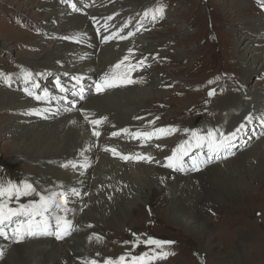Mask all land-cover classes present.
<instances>
[{"label": "bare ground", "instance_id": "obj_1", "mask_svg": "<svg viewBox=\"0 0 264 264\" xmlns=\"http://www.w3.org/2000/svg\"><path fill=\"white\" fill-rule=\"evenodd\" d=\"M91 1V9L86 17L71 15L68 20L62 22L61 16L53 13L54 9L50 11L53 14L52 19L60 21L62 30L59 32L60 36L50 40L42 55V59L55 70L56 76L49 81L59 76L63 70L80 74L89 73V79L94 86L84 97L78 110L60 113L59 109L55 108L50 111L46 103L42 102L45 100H36L27 93L18 96L16 91L0 93V138L5 140L3 148L8 146L11 149V156L8 159L11 160L13 168V173L4 178L20 183L25 181L20 175L24 174L31 179V182H28L33 184L39 193L47 195L50 191L65 192L69 210L66 216L72 221V231L62 239H57L54 235H44L25 236L24 239L17 240L13 235L11 242L8 243L0 237V264H84L86 260H96L98 264H103L104 261L93 258L94 250L99 249L100 239L97 240L94 229L89 227L91 224L97 229L99 222L107 220L116 227V230L125 231V211L128 207L135 206V212L141 206L140 203H151L154 194L166 192L169 195L172 193L174 198L175 207L169 210V213L183 222L182 225L192 226L195 221L185 218L191 207L178 205V202H181L183 186L188 180H197L205 176L215 178V189L222 193L230 192L232 197L225 198L224 202L233 204L237 188L246 187L241 181L243 179L241 175L251 171L255 177L258 172L256 170L264 160L263 134L251 150L238 155V158L245 160L244 166H241L242 163L240 165L238 160H216L215 157L211 163L201 165L198 171L190 169L191 163L185 165L188 168L186 171L167 167V161L157 163L158 159L168 155L165 150L174 145L173 135L182 130V126L167 125L176 131L161 135L159 138L153 137L148 141L133 138L131 134L137 129L152 131L160 124L154 122L147 126L144 119H139L140 115L150 111L148 109L151 107L149 105L151 101L162 102V97H166L165 89H158V86L161 84L168 86L167 84H172V81L186 83L182 78L174 77L176 75L174 72L178 69L168 67L172 62L166 60L167 57H172L168 53L170 51L179 56V60H184L183 50L169 36L159 42L151 39L145 32L146 25L136 23V19L148 5L122 2L123 0ZM208 1L211 3V0ZM232 1H236L239 8L230 15L224 13L226 19L236 20L232 23L230 31H227L228 43L232 48L230 55L236 64V70L229 71L237 73L243 69L240 75L242 83L253 79L255 88L246 94L241 88H236L216 107H204L207 108L204 113L207 114L205 119H213L216 122L213 126L225 128L236 124L243 111L255 115L264 113V15L259 13L260 10L252 15L248 10L249 0ZM226 6L229 5L225 0H221V8L226 9ZM110 14L114 16L111 17ZM167 17L177 22L180 16L168 13ZM98 18L100 21L97 24ZM49 23L47 27L55 25L51 21ZM129 32L133 35L129 36ZM105 37L108 39L105 40ZM125 57H128V62L122 65L120 71L128 69L127 64L131 62L134 63L132 65L143 61L149 63L152 57H155L157 62H162V67L154 72L153 69H148V73L145 69L130 72L136 82L142 78L145 83L147 78L151 77L150 82L145 84L141 82L139 86H136V82L122 84L97 92L96 83L100 82L106 73L110 74L114 66ZM137 59L141 60L136 62ZM140 67H143V63ZM166 71L171 74L168 75ZM142 72L146 73V76ZM230 82L232 81L220 85L218 92ZM31 90L38 94L34 88ZM38 112L42 114L38 115ZM168 115L176 119L175 116H171L172 114ZM101 118H105L104 122L98 126L89 122ZM200 123L193 124L194 128L201 125ZM94 128L99 131V136L93 135ZM122 129L128 131H121ZM209 129L218 128H208L204 132ZM113 132L121 134V137L113 136ZM181 140L178 143H181ZM158 144L160 147L154 149ZM105 148H116L133 155L150 153L153 161L145 164L144 160L139 162L131 159L123 163L116 160L110 151H105ZM254 149L257 151L252 152ZM253 160H256L255 164ZM152 180L156 184L151 188ZM72 189L79 195L73 194ZM147 190L151 191V195ZM34 198L38 199L35 194L21 197L20 202L26 203ZM243 198L245 202L253 203L251 193L245 194ZM217 199L222 200L221 197ZM165 212L158 216V220H164L167 224L171 222V218ZM56 214L65 213L53 208L49 213L53 224ZM135 224L137 222L132 220V225ZM107 231L114 230L107 227L100 230V233L106 238L104 233Z\"/></svg>", "mask_w": 264, "mask_h": 264}, {"label": "rangeland", "instance_id": "obj_2", "mask_svg": "<svg viewBox=\"0 0 264 264\" xmlns=\"http://www.w3.org/2000/svg\"><path fill=\"white\" fill-rule=\"evenodd\" d=\"M126 1L148 5L146 10L163 5L164 14L157 18L159 22H156L157 25H146L145 32L147 28H150L147 33L157 42L165 40L167 36L171 37L181 47L185 56L184 60H179V56L173 51L168 52L172 56L167 58L169 62H172L168 67L178 69L174 72L176 73L174 77L182 78L187 84L172 81V84H167L168 86L164 87L163 84L158 86V89H165L166 97H162V102L149 103L151 107L148 110L153 114L150 117L151 122L156 123V120L170 123L176 120L182 122L188 117L189 122L182 125L183 129L194 128L196 123L202 122L200 124L204 126L203 131L216 127L218 129L215 131L218 134L222 132L226 135L244 125L231 141L232 154L220 153L222 160H238V163L244 166L245 160L238 158V155L243 151L251 150L263 137L264 124L261 123V119L264 118V113L255 115L243 111L237 123L226 128L213 126L216 122L213 119L206 120L207 114L204 115L207 108L219 105L222 99L234 92L236 88H241L244 94L255 88L253 79L242 83L240 75L243 69L237 73L229 71L236 70V64L230 55L232 48L228 43L227 31H230L232 23L236 20L226 19L224 13L230 15L232 11H236L239 8L238 3L225 0L229 6L222 9L221 0H211V3L206 0L204 4L206 9H204L200 0H123L122 2ZM73 4L75 8L72 7ZM91 5V0H0V73L10 77L7 82L0 78V93L16 91L18 96L26 93L25 88L33 89V84H37L39 87L34 89L39 95H43L45 89L48 91V98L42 101L46 103L48 110L53 111L56 108L60 113L76 112L84 97L94 86L89 79V73L80 74V72L63 70L59 76L49 81L56 76L55 70L42 59V55L43 49L48 47L50 40L60 36L59 32L62 30L60 21L53 20V14L50 11L54 9L53 13L60 15L61 21L65 22L71 15L88 16ZM146 10H143L136 19V23L141 16H144ZM248 10L252 15L258 10L264 15L258 0H249ZM168 13L180 16L179 21L174 22L169 19ZM147 19L148 17H144V20ZM50 21L55 25L47 27ZM138 24L141 25L143 22ZM209 25H211L210 28ZM211 31L216 34L213 42L207 39ZM161 63H158L159 68L162 67ZM25 72L32 74L30 80H25ZM166 72L168 75L171 74L169 71ZM221 72L227 74V77L221 76ZM57 79L60 81L59 87L56 84ZM150 79L151 77L147 78L145 83L150 82ZM221 80L222 86L229 80L232 82L228 86L226 84L222 91L218 92L219 87H217L215 96L211 97L212 101L205 100L204 90L220 83ZM61 87L64 91H61ZM190 104L195 108L193 111H187L188 116H186L183 110H186ZM205 106L207 108H204ZM168 114H172L171 116H175L176 119L170 118ZM249 116L251 119H246ZM205 120L206 122H203ZM181 131L173 135L174 139L179 137L177 143L185 135L181 136ZM3 146H5V140L0 138V170H4L6 177L13 173V168L11 160L8 159L11 156V149L8 146L3 148ZM6 148L8 150L5 151ZM254 151L257 150L254 149L252 152ZM201 152L205 157L207 146L201 149ZM184 162L185 165L190 164L186 157ZM253 163L255 164L256 160H253ZM256 171L258 172L255 177L252 175L254 172L251 171L241 175L243 178L241 181L246 187L237 188L234 194L236 200L233 204L224 202L225 198L232 197V194L218 192L215 189V178L205 176L197 180H188L183 186L181 202H178V205L191 207L190 212H186L185 218L195 221L192 226L182 225L183 222L169 213V210L175 207L174 198L172 193L169 195L166 192L154 194L151 203H140L141 206L135 212V206L128 207L125 211V231L116 230V227L107 220L99 222L97 229L91 224L89 227L94 229L97 240L100 239L99 249L94 250L93 258L105 261L107 258L115 260L123 255L126 260H129L132 256L142 253L152 255L153 249L158 251V248L142 242L137 244L136 241L137 238L143 241L146 237L157 235L177 241L175 248L178 253L170 254L168 258L152 260L150 264H264V160ZM1 174L0 172V181ZM20 175L22 180L31 182L28 176ZM34 181L37 182V180ZM152 182L151 188L156 184L153 180ZM147 192L151 195V191L147 190ZM247 193L253 196L252 204L243 200ZM218 197L222 200L219 201ZM108 199L110 200V197ZM164 212L171 218L170 223L166 224L164 220H158V216L160 217ZM132 220L137 224L132 225ZM107 227L113 228L114 231L105 232L107 236L105 238L100 230ZM6 231L7 235H0V237L10 243L13 233L10 227ZM116 232L119 234H115ZM192 251L200 255L199 260L193 256L195 254Z\"/></svg>", "mask_w": 264, "mask_h": 264}, {"label": "snow or ice", "instance_id": "obj_3", "mask_svg": "<svg viewBox=\"0 0 264 264\" xmlns=\"http://www.w3.org/2000/svg\"><path fill=\"white\" fill-rule=\"evenodd\" d=\"M258 3L260 4V7L264 9V0H258ZM72 7L75 8V4H73ZM163 14L164 6L158 5L155 8L146 10L143 15L145 18L150 16L154 21L157 18L162 17ZM109 19H111V17H109ZM128 35L131 36L133 33L129 32ZM120 38L125 39L126 37ZM107 39L108 37H105V40ZM124 59L128 60V57H125ZM142 63L143 62L136 65H130L125 71H120L122 65L124 64V61H121L114 66V69L110 74L106 73L103 77H101V81L96 83V91L103 92L105 89L116 87L118 85L135 83L136 81L130 78V72L139 68ZM31 76L32 74L30 72L24 73L25 80H30ZM0 78H3L5 82L10 79L8 75L3 73H0ZM56 84L58 87L60 86L59 79H57ZM32 87L37 88L39 85L33 84ZM61 91H64L62 87ZM82 91L83 90H81V92ZM25 92L29 96H34L36 100H45L48 98L47 89L44 90L43 95L36 94L29 88H25ZM208 95H214V90L209 91ZM37 114L41 115L42 113L38 112ZM87 118L88 117L86 115L85 119ZM104 119L105 118L92 119L89 122L94 126H98L104 122ZM246 119L250 120L251 116L246 117ZM150 123H154V121ZM261 123L264 124V118L261 119ZM243 127L244 125H241L240 128L236 129V131L227 135L222 132L217 135V132L212 129H209L206 133H201L200 130L196 129H185V132H189V139L181 141V143L172 150V154L166 157V166L180 171L188 170L185 166L184 158L189 156L194 148L203 149L207 146V155L206 158L202 152H197L191 155L190 169L192 171H198L201 165L211 163L213 157H215L216 160L221 159V152H228L229 154H232L231 148L233 145L231 141ZM121 131L127 132L128 130L122 129ZM175 131L176 129L172 127L153 128L152 131H137L131 135L133 138H141L148 141L153 137L159 138L161 135H167ZM93 135L99 136L100 133L94 128ZM112 135L117 136L119 133L113 132ZM157 147H160V145H157ZM105 151H110L114 156H120V158L124 160L135 159L147 162L153 161L152 156L141 153L124 155L118 152L116 148H105ZM63 166L67 167L69 165ZM72 166L74 167L75 165ZM71 191L73 194L79 195L75 189H72ZM33 194H35L38 199H30L26 203L20 202L21 197H30L33 196ZM57 201H59V203H57ZM67 202V194L63 191H50L47 195H45L37 192L33 184L26 180L20 183H15L11 180L0 181V235H7L6 229L10 227L11 232L17 240H22L25 236L44 235H54L57 239H62L64 236L70 234L73 228L72 221L67 219L66 216L67 211H69L67 209ZM53 208L65 213L64 215L56 214L54 216V224L52 223V217L49 215ZM141 242L145 245L155 246V248H161L163 245L174 243V241H162L152 237L143 241H140L139 238H137L136 243L139 244ZM170 254L171 253L163 252L157 253L153 249L152 255L142 253L139 256H132L130 261L127 262L126 257L122 255L115 260L107 258L103 264H150L152 260L163 259ZM84 264H98V262L96 260H86L84 261Z\"/></svg>", "mask_w": 264, "mask_h": 264}, {"label": "built area", "instance_id": "obj_4", "mask_svg": "<svg viewBox=\"0 0 264 264\" xmlns=\"http://www.w3.org/2000/svg\"><path fill=\"white\" fill-rule=\"evenodd\" d=\"M202 4V3H201ZM203 8L206 9V6L203 5ZM211 26V25H210Z\"/></svg>", "mask_w": 264, "mask_h": 264}]
</instances>
